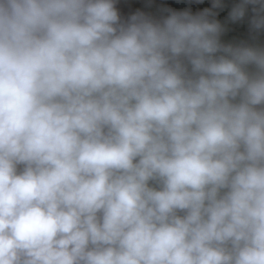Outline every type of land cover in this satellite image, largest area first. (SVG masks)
I'll return each instance as SVG.
<instances>
[{
    "label": "clouds",
    "instance_id": "obj_1",
    "mask_svg": "<svg viewBox=\"0 0 264 264\" xmlns=\"http://www.w3.org/2000/svg\"><path fill=\"white\" fill-rule=\"evenodd\" d=\"M223 7L0 0V264H264V47Z\"/></svg>",
    "mask_w": 264,
    "mask_h": 264
},
{
    "label": "crops",
    "instance_id": "obj_2",
    "mask_svg": "<svg viewBox=\"0 0 264 264\" xmlns=\"http://www.w3.org/2000/svg\"><path fill=\"white\" fill-rule=\"evenodd\" d=\"M127 7L131 8L134 11L144 12L145 14L151 15L153 17H161L166 14V9L159 5L158 3L151 1V0H119ZM192 7L195 12H200L205 8H210L213 0H191ZM224 4L222 9H216L215 11L218 12L216 17L224 26L225 32L222 35V41L225 43H233L238 44L241 42H246L249 44H255L258 46L264 47V33L259 34L253 39L252 33H246L245 26H246V17L239 22H231L228 19V14L231 8L234 5ZM22 167V166H21Z\"/></svg>",
    "mask_w": 264,
    "mask_h": 264
},
{
    "label": "trees",
    "instance_id": "obj_3",
    "mask_svg": "<svg viewBox=\"0 0 264 264\" xmlns=\"http://www.w3.org/2000/svg\"><path fill=\"white\" fill-rule=\"evenodd\" d=\"M151 1L158 3L159 5L164 7L166 9V11L170 10V9L179 10L180 2H181V0H151ZM117 8H118V11L120 12L121 16L125 19L127 17H129L130 15L137 12V11H134L131 8L127 7L125 4H123L119 0H117ZM155 18H160V17H155Z\"/></svg>",
    "mask_w": 264,
    "mask_h": 264
},
{
    "label": "built area",
    "instance_id": "obj_4",
    "mask_svg": "<svg viewBox=\"0 0 264 264\" xmlns=\"http://www.w3.org/2000/svg\"><path fill=\"white\" fill-rule=\"evenodd\" d=\"M223 3L235 5V4L239 3V0H223ZM179 10H190L194 14L197 13L194 11V9L192 7L191 0H181ZM252 15H253V13L251 11V6H249V10L247 12L246 26H245L246 33H251L250 27H249V20H250ZM262 33H264V32H261L260 34H262Z\"/></svg>",
    "mask_w": 264,
    "mask_h": 264
}]
</instances>
